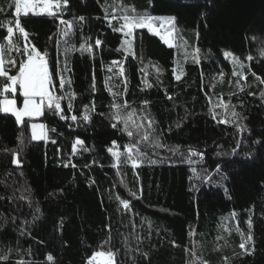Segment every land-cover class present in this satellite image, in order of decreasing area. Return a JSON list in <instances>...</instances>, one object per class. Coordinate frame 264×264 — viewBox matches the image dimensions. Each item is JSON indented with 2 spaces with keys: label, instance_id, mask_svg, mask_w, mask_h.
<instances>
[{
  "label": "trees",
  "instance_id": "1",
  "mask_svg": "<svg viewBox=\"0 0 264 264\" xmlns=\"http://www.w3.org/2000/svg\"><path fill=\"white\" fill-rule=\"evenodd\" d=\"M14 4L15 0H0L4 29L15 19ZM114 8L118 15L124 8L130 16H175L176 46H167L147 29H136L135 57L125 59L124 51H117L122 35L113 33L103 18L105 9L111 14ZM80 16L86 17L82 26ZM63 19L74 27L61 39L62 25L55 18L20 15L31 43L49 53L50 68L57 60V71L66 64L70 71L64 74L71 83L63 91L62 113L45 106L41 117L25 119L21 125L11 114L0 113V256H9L0 264L19 260L87 264L94 252L109 248L116 253V264H147L139 253H126L136 247L149 254L151 264H264V147L252 145L254 139L264 140V84L257 79H264V0H69ZM12 26L19 51L14 57L17 66L9 74L15 75L26 56L21 54L25 40L14 22ZM4 29H0V48L6 41ZM96 38L103 41L99 49ZM85 39L93 44L91 55L80 50ZM197 47L199 64L193 62ZM225 51L233 56L225 59ZM3 59L8 61L5 53ZM114 60L125 67L127 94L123 82L111 86L108 66ZM173 68L177 74L183 72L180 81L175 80ZM233 70L246 79L233 76ZM5 82L0 77V100L15 98L21 107L20 93H5ZM55 84L57 88L58 77ZM109 88L119 95L113 97ZM205 93L212 96L211 103ZM220 96L231 101L227 108L216 107ZM114 99L117 104L124 100L130 104L120 110L121 116L136 110L128 121L130 130L136 131L135 121L144 125L141 134L151 133L149 141L138 146L146 155L135 169L129 160L113 167L115 159L107 151L113 140L121 149L135 143L122 131L123 121L112 127ZM144 100L149 101L147 106ZM85 105L88 122L82 120ZM233 111L239 116H232ZM60 115H76L77 121ZM145 116L155 122L154 131L141 119ZM219 120L235 121L250 132L241 138L235 123ZM32 123L45 125L48 142L31 140ZM77 138L84 144L73 155ZM156 138L163 147L154 146ZM238 142L241 149L232 156ZM189 148L203 151L204 159L192 157L198 163H191L186 158ZM249 149L251 158L244 159ZM17 157L22 167L11 163ZM69 160L75 168L63 166ZM217 162L221 173L212 171ZM204 169L212 176L210 184L202 183ZM222 175L227 179L222 180ZM117 197L131 201L130 214ZM249 218L253 241L248 247L254 244L255 252L241 255L239 244L249 233ZM22 228L26 235H21ZM49 254L52 261L46 259Z\"/></svg>",
  "mask_w": 264,
  "mask_h": 264
},
{
  "label": "snow or ice",
  "instance_id": "2",
  "mask_svg": "<svg viewBox=\"0 0 264 264\" xmlns=\"http://www.w3.org/2000/svg\"><path fill=\"white\" fill-rule=\"evenodd\" d=\"M69 6V0H55V3L52 2V0H15V12L13 13L14 16V21H9V26L4 29V25L0 23V29H4L5 31V36L3 39H6L9 44L12 43V37L14 33V28L12 26V23L14 22L15 30H18V32L23 36L25 40V45L22 49L21 54L23 56H26V59H22L18 63V73L15 75H10L9 70L6 69L5 67V62L3 59H0V77L6 78V82L4 84L3 91L5 93H12L13 96L17 92V88H19L20 95L23 97V107L22 108H17L16 107V99H3L0 100V113L4 114H11L18 125L24 124V118L29 117V118H34L38 117L43 114L45 106L53 111L56 114L62 113L63 109L61 108V103L60 101L65 99V95H57L56 94V84H55V79L58 77L59 78V88L61 91L65 88V84L68 83L70 84L71 81L66 80L64 76V72L70 71V69L67 68V65L65 64L64 68L61 69L60 71H57L58 68H60L59 61L57 60L55 66L50 68V61H49V53L45 51H41L38 49L35 44H32L31 41L28 39L29 38V31L22 26L21 20H20V15L23 12L24 17H28L30 14L34 16H40V15H47L49 17H53L56 20L59 21V25H65L66 29L63 31L64 36L69 35V31L74 27L72 21H68L63 19V14L67 10ZM119 7V6H118ZM39 9V10H38ZM55 9V11H53ZM120 11L123 13V15H118L117 14V9L114 8L111 14L107 11V9L104 10V20L107 23V26L111 29L113 33H118L121 34L123 37L122 45L120 49H117V51H121V49L125 53V59H127L128 55H131L135 57V52L133 51V45L136 39L135 35V30L136 29H147L149 32H153L154 34H159L156 27H155V22L157 20L163 21L160 25L161 28L165 27L166 25L171 26L172 30H175V25H176V20L177 18L175 16H168V17H155L151 15H144V16H136V15H129L127 12V9L121 8ZM0 12H4V8L0 7ZM132 12H135V9H132ZM80 25L82 26L83 23L86 21V17L80 16L78 18ZM113 21H116V25L113 24ZM122 21V22H121ZM58 25V26H59ZM118 25V26H117ZM171 35V32L169 33ZM56 35V34H54ZM53 37L50 36L49 40H52ZM165 44H168L170 47L172 46L167 39L164 40ZM95 48L99 49L103 41L100 38H96L94 41ZM81 51H86L90 55L93 53V44L88 43L87 39H85V42L81 44L80 46ZM19 51V49H18ZM199 52L200 49L197 47L195 49V55H193V62L195 64L200 63L199 59ZM233 53L225 51L224 52V57L225 59L232 57ZM248 60H252V57L249 56ZM9 64H11L13 67L17 66V61L15 59L9 60ZM112 65L118 67V75L119 77H123V83H124V94H127V77L125 76V67L121 61L114 60L112 61ZM113 67L109 66L108 67V72H112ZM173 75L175 80L180 81L183 75V72L180 74H177L176 69L173 68ZM221 76H223V73H220ZM233 76H240V79H246L245 76L240 75L237 73L235 70L232 72ZM255 75V73L253 74ZM112 77H109V80H111ZM240 79L236 80V84H240ZM258 80H260L261 84H264V79H261L260 77H257ZM231 84V81H229ZM145 84L147 87H152L151 84H147L145 81ZM93 90L95 89V76L93 74V84H92ZM109 92L113 95V97L119 95L118 93H112L111 88L108 89ZM143 90V89H142ZM243 91V88L240 89ZM209 103L212 102V96L209 95L208 93H205ZM249 95H254V93H249ZM168 99H172L171 96L168 97ZM219 103L216 104V107H228V104L231 103V101L225 102L223 100V97H217ZM142 104L144 106H147L149 104L148 100L142 101ZM242 106V105H241ZM85 114L82 116V120L84 122H88L90 120L89 115L87 114V109L88 106L85 105ZM130 107V104L127 100H124L123 104H117L115 99L112 102V108L116 109V113L113 114V118L116 120V123L112 124L113 128H117L118 124L123 121L124 122V128L122 131L126 132L127 136L129 138H135V143L131 144L130 146H126V151L128 153L127 159L121 161L120 160V155L121 153L118 151H113L114 148H119V145L115 140L111 142V146L107 148V151L113 156L117 158V163L113 165V167H121L122 165H126L128 163V160L132 161V167L135 169L139 165L137 164V160H141L146 153H141L139 150V145L143 142H148L150 139L151 133L149 132H144L141 134V129L144 127L143 124H135V121H132L133 124L136 127V131H132L128 128V121L132 120V117L135 113V109H132L131 112L127 113V116H121L120 110L127 109ZM93 110H95V102L92 104ZM233 108H235V105H233ZM68 109L71 111L72 109V104L69 102L68 104ZM216 113H213L212 119L215 121L216 120ZM232 116L238 117L239 113L236 111L232 112ZM60 119H71L72 121H77V116L72 115L70 117H66L64 115H60ZM142 120H147V128L148 129H153V124L155 123L153 120L149 119L148 117H142ZM217 123H228L229 125L235 123V121H224V120H219L216 121ZM235 128L238 133L242 134L246 131L250 132L246 127H243L239 123H235ZM45 125L44 124H37V123H32L31 124V140L32 141H45L48 142L49 137L47 133L44 131ZM39 130V131H38ZM51 131L55 132V128L51 129ZM154 131V129H153ZM51 143L55 144V140H51ZM84 141L80 140L77 138V141L75 144L72 145V153L75 155L77 151V145H83ZM253 146H261L264 147V140L261 139H254L252 141ZM154 146L155 147H163V145L160 144L159 139L156 138L154 141ZM241 149V143L238 142L236 146L232 149V156H235ZM135 151V155H133V152ZM175 154V153H173ZM219 156L220 153H217ZM252 155L251 150L249 149L248 155L244 157V159H250ZM199 156L200 159H204L205 153L203 151L197 152L191 148L188 150L187 154V159L191 161V163L196 164L198 161L191 160L192 157ZM153 163L155 161H152ZM11 163L17 167H22V161L17 157L13 158ZM64 167H73L75 168L76 165L71 163V160H69L68 163H65L63 165ZM193 173L196 172V168L193 167L191 169ZM213 172L215 173H221L222 172V165L217 162L215 164V167L212 169ZM205 175L202 180V183L205 184H210L212 181V176L208 172V169H204ZM221 179H227L226 175H222ZM96 181L93 180L92 184H95ZM225 191L227 189L225 188ZM142 192V188H141ZM132 196L135 197L136 199H139L140 197L136 196V193H132ZM24 198V197H22ZM119 200L120 205H122L123 210L126 213H131L132 208H131V201L128 199H120L117 197ZM119 210V209H118ZM235 216V213L233 212L232 214ZM37 216H33V220L37 219ZM27 223V222H25ZM248 228H249V233L246 237V239H242V242L239 244V248L242 250L241 255H252L255 252V246L251 248L248 247L249 243L253 241V236L251 234V228H252V220L251 218L248 219L247 221ZM106 227L111 230L110 225H107ZM135 224L133 223V229L135 230ZM26 231L22 228L21 229V235H26ZM194 234V230H193ZM243 236V233L241 234ZM219 239V237H218ZM105 244L109 243V241H105ZM173 246L175 245V242L173 241ZM187 251V249H185ZM30 252V249H29ZM132 252H137L139 253L140 257L147 262V264H151V258L147 252H139V247L136 248H129L126 249V253H132ZM98 257H107L106 264H116V253L113 252L110 248L108 251H96L92 254V256L89 258L87 264H95L96 259ZM46 259L48 261H52L53 257L49 254L47 255ZM0 260L2 261H8L9 256L7 254H4L3 256H0ZM16 264H31V262H26L24 260H19L16 262ZM203 264H206V262H203Z\"/></svg>",
  "mask_w": 264,
  "mask_h": 264
},
{
  "label": "rangeland",
  "instance_id": "3",
  "mask_svg": "<svg viewBox=\"0 0 264 264\" xmlns=\"http://www.w3.org/2000/svg\"><path fill=\"white\" fill-rule=\"evenodd\" d=\"M53 11H55V9H53ZM21 15H23V12L21 13ZM162 23H164V22L163 21H160V20H157L155 22V27H156V29H157V31H158L159 34H154L153 32H151V33L154 34V35H156L157 37H159L163 42H164L165 39H167L169 41V43L172 45L171 47L173 48V47L176 46L175 45L176 44V35H175V32L176 31L175 30L173 31L172 28H171V26L166 25V24H165V27L164 28H161L160 25ZM65 30H67L66 29V26L65 25H62L61 35H60V38L61 39L65 37L63 35V31H65ZM72 30H73V28L70 31H72ZM170 32H171V35L169 34ZM261 43H262V46H263V54H264V38L262 39ZM166 45L169 46L168 44H166ZM3 53H5V57L8 59V61L14 59V57L16 56V54H18L17 45L14 42V33H13L12 43L11 44H9L7 40L5 41V45H4V48H3ZM0 59H2V58H0ZM109 66H112L113 67V71L112 72H109V73H110V76L112 77V79H111V82H112L111 86L114 88L120 82H123V77H119V75H118V67L117 66L112 65V63H110ZM12 68H13V66L10 64V68L8 70H10ZM6 69H7V67H6ZM64 76H65V74H64ZM65 78H66V76H65ZM66 80H67V78H66ZM66 85H67V83L65 84V90H66ZM17 91L19 92V88H17ZM65 92H66L67 99H68L69 93H68V91H65ZM16 107L17 108H22L23 107V103H22V106L21 107H18L17 106V103H16ZM41 116L42 115H40L38 117L30 118V119H38ZM25 119H29V117H25L24 120ZM44 131L46 132L45 129H44ZM80 149H81V145H77V151H76L75 155L77 153H79ZM113 151H118V152L121 153V155H120V160L121 161H123V159L124 158H127V156H128V153L126 151V147L124 149H121L120 147L119 148H114ZM133 155H135L134 152H133ZM114 159H115V162L117 163V158L114 157ZM129 161H130V165L132 166V161L131 160H129ZM140 161H142V159L141 160H137V164L139 165L138 167H140L142 165V163ZM106 261H107V257H98L96 259L95 264H106Z\"/></svg>",
  "mask_w": 264,
  "mask_h": 264
},
{
  "label": "built area",
  "instance_id": "4",
  "mask_svg": "<svg viewBox=\"0 0 264 264\" xmlns=\"http://www.w3.org/2000/svg\"><path fill=\"white\" fill-rule=\"evenodd\" d=\"M58 83H59V78H58ZM56 94H57V95H64V92H63V91H61V89L59 88V86H58V92H57ZM64 100H65V99H63V100H61V101H60V103H61V106H62V104H63Z\"/></svg>",
  "mask_w": 264,
  "mask_h": 264
},
{
  "label": "crops",
  "instance_id": "5",
  "mask_svg": "<svg viewBox=\"0 0 264 264\" xmlns=\"http://www.w3.org/2000/svg\"><path fill=\"white\" fill-rule=\"evenodd\" d=\"M4 48V47H3ZM3 48H0V58L3 59ZM4 60V59H3ZM5 62V61H4ZM30 119V118H29Z\"/></svg>",
  "mask_w": 264,
  "mask_h": 264
}]
</instances>
